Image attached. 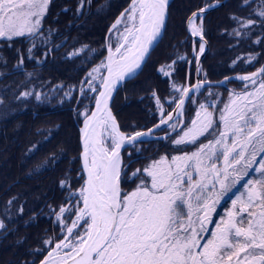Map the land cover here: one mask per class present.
I'll return each instance as SVG.
<instances>
[{
	"label": "snow or ice",
	"instance_id": "6c2138e0",
	"mask_svg": "<svg viewBox=\"0 0 264 264\" xmlns=\"http://www.w3.org/2000/svg\"><path fill=\"white\" fill-rule=\"evenodd\" d=\"M168 3L132 0L126 15L112 25L124 24L115 51L109 48L107 62L88 73V79L94 80L102 68L107 71L106 77L100 76L102 90L95 111L83 114L82 160L87 178L73 206L75 213L72 208H60L57 219L63 223V239L45 241L52 247L41 264H264V67L238 77L250 82L251 89L246 85L242 92L233 91L218 114L215 102L200 104L194 118L184 125L181 116L191 89L173 83V90L181 93L173 97L175 114L163 118V105L157 98L162 119L156 127L167 125L173 132L179 128L172 143L194 145L195 150L162 156L131 177L124 173L121 148L152 130L125 137L109 101L117 84L135 75L157 41ZM49 4L50 0H0V38L37 32ZM205 11L194 12L188 21L191 34L201 38L199 50L194 49L197 58L205 52ZM258 15L264 18V4ZM174 64L167 67L173 69ZM160 71L171 75L164 68ZM200 87L196 85L197 90ZM89 90L97 91L91 83ZM251 172L258 177L251 178ZM122 175L140 183L130 192L123 191ZM242 181L246 191L209 231L221 198ZM65 213L75 219L64 221Z\"/></svg>",
	"mask_w": 264,
	"mask_h": 264
},
{
	"label": "trees",
	"instance_id": "16d2710c",
	"mask_svg": "<svg viewBox=\"0 0 264 264\" xmlns=\"http://www.w3.org/2000/svg\"><path fill=\"white\" fill-rule=\"evenodd\" d=\"M222 1H170L164 38L139 74L120 88L113 101L112 111L123 133L132 135L160 122L155 96L166 98L171 83L160 74L159 67L178 60L181 54L191 55L192 46L199 42L188 34V20L194 12ZM131 2L50 0L42 32L35 38L0 41V221L4 224L0 228V264H38L50 248L45 241L60 240L53 214L67 202L68 185L69 191L83 186L81 151L75 139L80 138L82 109L87 105L90 114L95 102L88 93L84 100L79 99L78 87L86 71L106 55L108 31ZM255 2L228 0L203 17L204 36L215 48L213 54L209 51L202 60L201 76L205 75L208 81L221 82L237 74L254 72L264 63V19L258 25L240 27L246 19L256 20ZM236 29L244 32L241 40L227 34L232 30L238 33ZM255 38H260L257 45L253 42ZM108 43L113 49L118 44L112 37ZM80 47L88 49L83 56L71 59L70 53ZM256 53L259 57L254 64L246 65L242 59L232 64L241 55ZM191 60L189 70L193 77L196 63L194 57ZM187 70L186 60L176 62L172 78L185 83ZM28 75L33 78L27 84L28 90L35 84L39 91L31 98L22 93L23 79ZM228 82L225 84L230 85ZM226 85L207 86L200 96L201 104L215 102L218 114L233 92ZM70 88L72 92L67 91ZM199 105L191 109L193 115ZM190 120L188 116L185 124ZM166 134L164 129L156 135ZM175 138L177 133L155 141L154 151L143 162L158 155L171 158L182 154L183 147L190 152L195 150L194 145L178 148L172 143ZM141 143L151 144L149 140ZM70 177L73 181L67 185ZM239 191L235 188L225 197L216 215L230 205Z\"/></svg>",
	"mask_w": 264,
	"mask_h": 264
},
{
	"label": "rangeland",
	"instance_id": "374dc122",
	"mask_svg": "<svg viewBox=\"0 0 264 264\" xmlns=\"http://www.w3.org/2000/svg\"><path fill=\"white\" fill-rule=\"evenodd\" d=\"M254 1H256L255 3H256V5L254 6V9H253V14L255 15V18H256V20H254V19H246L245 21H243L242 22V24L240 25V27L241 28H248V27H251L252 25H258L259 23H260V20L261 19H264V18H261L259 15H258V11H259V9H260V6H261V4H264V0H254ZM248 2H253V0H247V2L246 3H248ZM217 2H213L212 4H210V5H208L207 7H210V6H212V5H214V4H216ZM50 5V4H49ZM48 8H49V6H48ZM47 11H48V9H47ZM46 15H47V12L45 13V15H44V17H43V19H42V21H41V25H40V27H39V29L40 28H42V23H43V21H44V19H45V17H46ZM170 17V16H169ZM248 21H254L255 23L254 24H251V25H248L247 24V22ZM202 23H203V21H202ZM201 24V20L200 21H198L197 20V26H199ZM168 25H169V19H168V24H167V28H166V32H167V29H168ZM240 28V29H241ZM203 29H204V27H203ZM123 30H124V25H121L120 27H117V30L115 31V33H113L111 36H109L110 38L112 37V39L114 40V41H116L117 43H119L120 42V35H121V33H123ZM236 31H238V33L236 32L235 33V30H232L231 32H228L227 34L232 38V39H236V40H241L242 39V34L244 33L243 31L241 32L240 30H238V29H236ZM40 32H42V29L39 31V33ZM166 32H165V34H166ZM204 33H205V29H204V31H203V36H204ZM165 34H164V36H165ZM33 35V34H32ZM32 35H29V34H26L25 36H19V37H13L12 39H22V38H28V37H31ZM37 36V35H36ZM35 38V37H34ZM164 38V37H163ZM204 38H205V36H204ZM12 39H10V40H12ZM33 39V38H32ZM206 39V38H205ZM3 40H9V39H7V38H0V41H3ZM259 40H260V38H255V40L253 41L254 42V44L255 45H257L258 44V42H259ZM206 41H207V44H208V51H207V53L210 51V54H213L214 53V51H215V48L214 47H212L211 46V44L208 42V40L206 39ZM197 42H199V41H197ZM118 45V44H117ZM110 48H111V46H109ZM199 48H200V42L198 43V45L196 46V45H193L192 46V51H191V55L189 56L188 54H181L180 55V57H185V59H179L178 58V60H174L175 61V63L176 62H178V61H187V63H188V70H187V76H186V80L184 81L185 83H179V82H177V81H175L172 77H173V74H174V72H175V64L173 65V69H169L167 66L168 65H170V64H172L173 63V61H171V62H167V63H164L163 65H161L160 67H159V69H158V71L160 72V74H162V76L163 77H165V78H167V79H169L170 80V83H171V89H170V93H169V95L166 97V98H164V99H159L158 97H156L155 96V100H154V103L156 104V108H157V113H158V115H159V117H160V119H162V116H161V109L157 106V98L159 99V101H160V103L163 105V112H164V117L163 118H165L166 116H167V114H169L173 109H174V107H175V101L173 100V97H179L180 96V92H176V91H174L173 90V88H172V84L173 83H175V84H177V85H183L184 87H190L191 85H193L194 84V82H195V71H194V75H193V77H191V70H189L190 69V67H191V63H192V58L194 57V60H195V63H196V59H197V56H195L194 55V49L196 50V51H198L199 50ZM88 49V47H80V48H78V49H75V50H73L71 53H70V58L72 59V58H76V57H78V56H83L82 54H84L85 52H86V50ZM111 50L114 52L115 51V49H113V48H111ZM121 51H123V49H121ZM211 56V55H210ZM258 57H259V53H256V54H249V55H244V56H240L239 58H238V60H235L232 64H235V63H237L238 61H239V59H242V61L244 62V64H246V65H250V64H254V63H256V61H257V59H258ZM148 61V60H147ZM101 62H107V53H106V55L105 56H103L99 61H97L96 63H94L87 71H86V73L84 74V76L82 77V79H81V81H80V84H79V87H78V91H79V95H78V97H79V99H85V97H87L86 96V94L87 93H90L91 94V97L90 98H93L94 97V100L96 99V97H97V95H98V93H99V91H100V87H101V83H100V76L102 75V76H104L105 77V74H106V70L105 69H101V73L100 74H98L97 75V78L96 79H94V80H89L88 79V73L89 72H91L92 71V69L93 68H95V67H97L98 65H100L101 64ZM161 68H164L165 69V71H167V72H171V75L170 76H166V75H164L161 71H160V69ZM201 69H202V66H201ZM257 71V70H256ZM256 71H254V72H256ZM254 72H250V73H245V74H237V75H249V74H251V73H254ZM201 75H202V71H201ZM32 77H30L29 75L25 78V79H23L24 80V88H22L23 90H22V93H28V95L27 96H25V98H31L32 96H34V94H35V92L36 91H38L37 89H36V87H35V84H33V86L34 87H32L31 89H29L28 90V88H27V84H31V82H32ZM200 80L201 81H203V82H206V81H208V79L207 78H205V75H203V76H200ZM228 82V81H227ZM226 82V83H227ZM235 82H237V81H235ZM89 83H91L92 84V86L94 87V88H96L97 89V91H90L89 90ZM127 83V82H126ZM125 83V84H126ZM228 83H230V82H228ZM239 84H231L230 83V85H226V84H224L223 86H225L226 85V87L228 88V90H232V91H235V92H242V91H244L245 90V86L247 85V87H248V89H251V87H252V85L250 84V82L249 83H242V82H238ZM124 84V85H125ZM123 85V86H124ZM122 86V87H123ZM121 87V88H122ZM206 87H203L202 89H200V91H198L196 94H194L189 100H188V103H187V105L185 106V109H184V111H183V115L181 116V125H184L185 123H186V119H188V116L190 117V119H192V118H194V116H195V114L193 115L192 113H191V109H193V108H196L199 104H201L203 101H202V98L200 99V96H201V94L203 93V90L205 89ZM34 89H36V90H34ZM57 89V88H56ZM62 89V88H61ZM81 89H84V91L82 92L81 91ZM120 90V88L118 89V91ZM63 91H64V88H63ZM67 91H69V92H72V88H70V89H68ZM117 91V92H118ZM39 92V91H38ZM54 92V88H52V93ZM65 92V91H64ZM116 95H117V93H116ZM116 95H115V97H116ZM55 96H56V94H55ZM69 96V95H68ZM84 97V98H83ZM115 97H114V99H115ZM26 100V99H25ZM28 100V99H27ZM229 100V99H228ZM227 100V101H228ZM114 101V100H113ZM113 104V103H112ZM171 109V110H170ZM169 110H170V112H169ZM199 110V108H197V110L196 111H198ZM89 111H90V109H88V106L87 105H85L84 106V108L82 109V111H81V118L83 119V122H84V119H85V117H84V113L85 112H87L88 114H89ZM115 116V115H114ZM117 120V119H116ZM160 121V120H159ZM80 130H81V128H80ZM180 131V129L178 128L177 129V132H179ZM166 132H167V134L166 135H156L155 136V138L154 139H151V140H149L150 142H151V144H143V143H136V144H134V145H132V146H130V147H128L127 149H125L124 150V152L122 153V156H121V158H122V167H123V170H124V173H126L127 174V176L128 177H131V174L133 173V172H135L137 169H140L141 171L145 168V167H147L151 162H153V161H156V160H159L162 156H160V155H158V156H156V157H153V158H151L149 161H145V162H143V158L144 157H146V158H148V156H150V155H147V154H150L152 151H154V148H155V145H157V143L155 142V141H157V140H165L166 139V136L168 135H172V134H174V133H177V132H173L172 131V129L171 128H167L166 129ZM127 136H130V135H127ZM211 138V137H210ZM146 141H148V140H146ZM153 141V142H152ZM75 143H76V145H78L79 146V148H80V151H81V136H80V138H79V140H77V139H75ZM174 145V144H173ZM110 146V145H109ZM176 146V145H175ZM185 146V145H184ZM187 146V145H186ZM178 148H181V147H183V146H177ZM184 148V149H183ZM182 148V150L183 151H188V152H190L189 150H185V147H183ZM180 152H181V150H180ZM147 155V156H146ZM177 155H180L179 153L177 154ZM174 156V155H173ZM83 173V172H82ZM84 175V174H83ZM258 173H255V172H251L250 173V177L251 178H253V179H255V178H257L258 177ZM70 180H68L67 181V185H68V182H72L73 181V178L72 177H70L69 178ZM245 179H247V177L245 178ZM243 182V181H242ZM84 183H85V177H84V182H83V185H84ZM140 183V180L139 179H135V180H133V179H124L123 178V175H122V182H121V188H122V190L123 191H132V190H134L135 188H136V186H137V184H139ZM243 184V183H242ZM66 184H65V182H64V184H63V186H67ZM125 185H126V187H125ZM238 185H240V184H238ZM238 185L236 186V188L237 189H240V191H239V193L238 194H236V195H234V197H232L233 198V200L237 197V196H239V195H241L242 193H244L245 191H246V189L244 188V186L243 185H241V187H238ZM125 187V188H124ZM82 188V186H79V187H76V188H71L70 189V191H69V185H68V194H67V202L65 203V204H62L61 205V207H64V208H72V211H73V213H75V211H76V209H75V207H73L76 203H77V201L80 199L79 198V191H80V189ZM129 189V190H128ZM234 190V189H233ZM225 197H228V195H226V196H223L222 198H221V200H220V202H219V204L217 205V208H216V211L213 213V216H212V219H213V224L212 225H209V231H212L213 229H214V224L215 223H217V222H219V220H220V218L221 217H224V216H226V214L230 211V210H232V208H233V205H232V201H231V203H230V205H228L227 207H225L221 212H219V214L218 215H216V213H217V211H218V209L221 207V204H222V202L226 199ZM238 206H239V202H238ZM60 207V208H61ZM60 210V209H59ZM58 214H59V211H57V212H55L54 214H53V219H54V222H55V224H56V226H58V229L60 230L59 231V237H60V240L61 239H63V236H64V232H63V223L60 221V220H58L57 219V216H58ZM73 219H75V215H68L67 213H65V215H64V217H63V220L64 221H66V222H68V223H70L71 222V220H73ZM215 220V221H214ZM1 222V221H0ZM78 231H82L83 230V226L80 228V229H77ZM207 238V237H206ZM54 241H56V240H54ZM57 241H59V240H57ZM48 247H52V245L50 246V245H47ZM50 248H49V250H50ZM48 250V251H49ZM47 254H48V252H47ZM47 256V255H46ZM45 256V257H46ZM44 257V258H45ZM43 258V259H44ZM42 259V260H43ZM41 260V261H42Z\"/></svg>",
	"mask_w": 264,
	"mask_h": 264
},
{
	"label": "water",
	"instance_id": "95a60500",
	"mask_svg": "<svg viewBox=\"0 0 264 264\" xmlns=\"http://www.w3.org/2000/svg\"><path fill=\"white\" fill-rule=\"evenodd\" d=\"M170 1H171V0H169L168 6H167L166 16H165V22H164V27L161 29V34H160V36L157 38V41H155V42L153 43V45H152V47L149 49L148 53L145 55L144 60L141 62L140 68H138V69L136 70V73H135L134 76H131V77H125L123 80H121V81L117 84L116 89L113 91V93H112V97H111V99H110V101H109V107H110V109H111L112 114H113V111H112V103H113L114 97H115V95H116L118 89L121 88L126 82H128V81L134 79V78L139 74V72H140V71L143 69V67L145 66V64H146L147 60L149 59L150 55L152 54V52L155 50V48L159 45V43H160L161 40L163 39L164 34H165V32H166V28H167V24H168V19H169V5H170ZM227 1H228V0H224V1H222V2H217L216 4H214V5L210 6V7H206V8H204V9H206V11L204 12L203 17H204L206 14H208L210 11H213V10H215V9H217V8H219V7L223 6V5H225V3H226ZM131 4H132V2H131ZM131 4H130V6H131ZM130 6H129L127 9H129ZM127 9H126V10H127ZM126 10H124L122 14H125V15H126ZM198 12H199V11H198ZM122 14L120 15V17H119L118 19H121ZM191 17H192V16H191ZM191 17H190V18H191ZM118 19H117V20H118ZM117 20H116V22H117ZM188 21H189V20H188ZM116 22H115V24H116ZM41 29H42V28H40L37 32H35V33H34L31 37H29L28 39H32V38L36 37V35L39 34V31H40ZM112 30H113V27L110 28V30L108 31L107 37H106V41H107V57L109 56V48H110L109 45H108V38H109V35H110V33H111ZM187 31H188V34H189V36L192 38L193 41H199V42H200V39H201L200 37L193 36V35L190 33L188 22H187ZM203 40L205 41V44H204L205 52H204L203 54L199 55V57L196 59L195 82H194L193 85H191L190 87H188V88L191 89V91L189 92V96L185 99L184 109H185V106H186L187 103H188V100H189L194 94L197 93V91H198V90L196 89V85H197V84H200V85H201L200 88L202 89L203 87H207V86H211V85H219V86H221V85H224L227 81H237V82H242V83H249V82H247V81H241V80L238 79V77H240V76H244V75H234V76H231L230 78H227V79H225V80H223V81H221V82H210V81L203 82V81H201V80H200L201 71H198V69H201V66H202V60H203L205 54H206L207 51H208V44H207V41H206V39L204 38V36H203ZM262 67H264V63L262 64V66H261L260 68H262ZM260 68H259V69H260ZM259 69H258V70H259ZM258 70H257V71H258ZM257 71H256V72H257ZM249 75H250V74H249ZM106 76H107V71H106L105 77H106ZM100 90H102V86L100 87ZM98 98H99V96L97 95L96 99H98ZM96 99H95V101H96ZM93 111H95V102H94V107H93L91 113H92ZM91 113H90V114H91ZM170 113L173 114V115L175 114V107H174V109H173ZM113 115H114V114H113ZM182 115H183V113H182ZM115 118H116V117H115ZM165 118H166V117H165ZM116 122H117V124H118L119 131H120L121 133H123V132L121 131V129H120V126H119V123H118L117 120H116ZM159 123H160V122H159ZM159 123H158V124H159ZM158 124H156L154 127L150 128V129H148V130L140 131V132H143V133H147V132H149V130H152L151 133H150L149 135H145V136H143V137L137 138V141H136L135 143H131V142H127V141H126L125 145H124V146L121 148V150H120V155L122 156V153H123L124 150L127 149L128 147H130V146H132V145H134V144H136V143H140V142H143V141H146V140L154 139L155 134H157L158 132H160V131H162V130L168 128L167 125H160V127L157 128L156 126H157ZM83 127H84V122H83V125H82L81 129H82ZM123 134L125 135V137H131V136H134V135H135V134H132V135H130V136H127L125 133H123ZM80 136H81V130H80ZM82 151H83V149H82V137H81V155H80V156H81V167H82V171H83V174H84V177H85V180H86V178H87V174H86V172H85V170H84V166H83ZM44 259H45V258H44ZM44 259H43V260H44ZM43 260H42V261H43ZM42 261H40L38 264H41Z\"/></svg>",
	"mask_w": 264,
	"mask_h": 264
},
{
	"label": "bare ground",
	"instance_id": "6f19581e",
	"mask_svg": "<svg viewBox=\"0 0 264 264\" xmlns=\"http://www.w3.org/2000/svg\"><path fill=\"white\" fill-rule=\"evenodd\" d=\"M197 20H198V19H197ZM197 20H196V25H197ZM189 31H190V28H189ZM190 33H191V31H190ZM196 37H197V36H196ZM194 42H196V41H194ZM200 89H201V88H199L198 91H200ZM198 91H197V92H198Z\"/></svg>",
	"mask_w": 264,
	"mask_h": 264
}]
</instances>
